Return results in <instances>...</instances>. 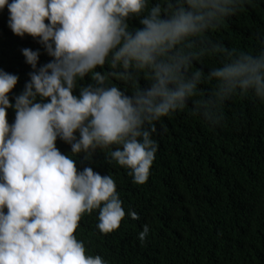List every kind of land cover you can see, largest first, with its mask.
Instances as JSON below:
<instances>
[{
    "label": "clouds",
    "instance_id": "9594fccd",
    "mask_svg": "<svg viewBox=\"0 0 264 264\" xmlns=\"http://www.w3.org/2000/svg\"><path fill=\"white\" fill-rule=\"evenodd\" d=\"M234 3L243 0H179L177 5L165 0L129 31L128 17L139 15L148 0H0L12 33L38 39L52 57L37 67L39 49H21L33 71L14 103L8 94L18 75L0 69V264H107L99 255H86L73 233L81 216L96 209L101 233L119 228L125 211L115 182L91 167L78 171L55 142L59 138L72 154L88 155L119 145L111 160L129 169L134 183L144 184L157 151L153 122L182 109L200 81L199 72L182 79L180 69L190 61L178 46L214 19L234 13ZM110 53L111 69L151 68L155 83L132 96L102 86L108 77L93 70ZM88 73L98 86H82L75 95L77 78ZM211 78L221 100L248 92L264 100V53L242 52L215 68ZM8 108L15 111L11 124ZM128 215L139 219L134 211ZM148 233L144 224L141 242Z\"/></svg>",
    "mask_w": 264,
    "mask_h": 264
},
{
    "label": "trees",
    "instance_id": "16d2710c",
    "mask_svg": "<svg viewBox=\"0 0 264 264\" xmlns=\"http://www.w3.org/2000/svg\"><path fill=\"white\" fill-rule=\"evenodd\" d=\"M164 3L148 0L139 15L128 17L129 31L141 27L139 20L154 5ZM230 7L234 13L214 19L208 29L178 46L190 61L180 69L182 79L189 81L199 72L200 81L182 109L153 122L157 151L144 184L134 183L130 170L111 160V151L121 146L72 154L70 145L57 138L55 146L75 160L78 171L91 167L110 175L123 202L125 217L112 232L97 229L98 209L81 216L73 234L83 241L86 255H99L107 264H264V100L251 92L221 100L218 82L211 78L215 68L242 52L254 57L264 53V0ZM8 16L5 7L0 11V69L18 75L8 94L14 103L33 71L21 49H39L37 67L52 57L38 39L14 35ZM110 60L111 53L93 70L108 77L102 86H116L132 96L155 83L153 69H111ZM111 72L125 75L115 78ZM91 76L77 78L75 95L82 86H98ZM14 118V109L8 108L9 124ZM213 121L217 125H209ZM130 211L139 219H132ZM144 224L149 233L141 242Z\"/></svg>",
    "mask_w": 264,
    "mask_h": 264
}]
</instances>
